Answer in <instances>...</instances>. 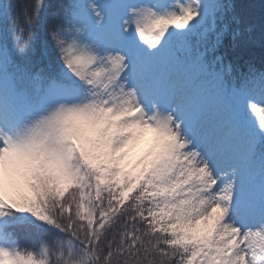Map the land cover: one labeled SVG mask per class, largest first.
Listing matches in <instances>:
<instances>
[{
	"label": "snow or ice",
	"instance_id": "6c2138e0",
	"mask_svg": "<svg viewBox=\"0 0 264 264\" xmlns=\"http://www.w3.org/2000/svg\"><path fill=\"white\" fill-rule=\"evenodd\" d=\"M229 7L0 0V264H264V73L219 51Z\"/></svg>",
	"mask_w": 264,
	"mask_h": 264
},
{
	"label": "trees",
	"instance_id": "16d2710c",
	"mask_svg": "<svg viewBox=\"0 0 264 264\" xmlns=\"http://www.w3.org/2000/svg\"><path fill=\"white\" fill-rule=\"evenodd\" d=\"M17 6L32 3L33 0H8ZM52 4L67 3L68 0H46ZM229 5L223 23L226 27L219 51L226 56V62L233 65L234 75L250 71L264 73V0H222ZM15 15V12L13 13ZM39 59V57H37ZM20 243L34 245L39 237L36 233L18 229Z\"/></svg>",
	"mask_w": 264,
	"mask_h": 264
},
{
	"label": "rangeland",
	"instance_id": "374dc122",
	"mask_svg": "<svg viewBox=\"0 0 264 264\" xmlns=\"http://www.w3.org/2000/svg\"><path fill=\"white\" fill-rule=\"evenodd\" d=\"M260 73H263V72H260ZM150 142H151V134H146L145 137L142 139V141L139 143V145L133 150L132 158L135 159V158H138L140 155H142L150 146ZM21 245L31 246L29 243H24Z\"/></svg>",
	"mask_w": 264,
	"mask_h": 264
}]
</instances>
